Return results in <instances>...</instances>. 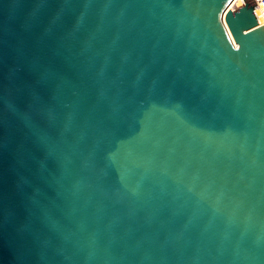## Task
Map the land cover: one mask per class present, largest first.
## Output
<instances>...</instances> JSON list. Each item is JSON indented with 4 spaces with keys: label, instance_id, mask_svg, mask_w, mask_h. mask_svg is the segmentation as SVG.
Returning <instances> with one entry per match:
<instances>
[{
    "label": "water",
    "instance_id": "1",
    "mask_svg": "<svg viewBox=\"0 0 264 264\" xmlns=\"http://www.w3.org/2000/svg\"><path fill=\"white\" fill-rule=\"evenodd\" d=\"M0 0V264H264L254 0Z\"/></svg>",
    "mask_w": 264,
    "mask_h": 264
},
{
    "label": "bare ground",
    "instance_id": "2",
    "mask_svg": "<svg viewBox=\"0 0 264 264\" xmlns=\"http://www.w3.org/2000/svg\"><path fill=\"white\" fill-rule=\"evenodd\" d=\"M245 4L244 0H232V2L229 4V9H235L239 8L240 6H243ZM254 13L256 14V18L258 20V25H264V15L261 13V8L259 7V4H257L253 8Z\"/></svg>",
    "mask_w": 264,
    "mask_h": 264
},
{
    "label": "built area",
    "instance_id": "3",
    "mask_svg": "<svg viewBox=\"0 0 264 264\" xmlns=\"http://www.w3.org/2000/svg\"><path fill=\"white\" fill-rule=\"evenodd\" d=\"M255 4L253 5V8L259 4V7L261 8V13L264 15V0H254ZM241 7V6H240ZM255 11V10H254ZM256 15V14H255Z\"/></svg>",
    "mask_w": 264,
    "mask_h": 264
}]
</instances>
